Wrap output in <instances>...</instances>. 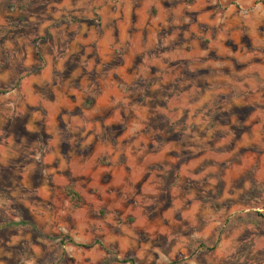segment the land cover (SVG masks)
Masks as SVG:
<instances>
[{
	"label": "rangeland",
	"instance_id": "obj_1",
	"mask_svg": "<svg viewBox=\"0 0 264 264\" xmlns=\"http://www.w3.org/2000/svg\"><path fill=\"white\" fill-rule=\"evenodd\" d=\"M124 260L264 264V0H0V264Z\"/></svg>",
	"mask_w": 264,
	"mask_h": 264
},
{
	"label": "trees",
	"instance_id": "obj_2",
	"mask_svg": "<svg viewBox=\"0 0 264 264\" xmlns=\"http://www.w3.org/2000/svg\"><path fill=\"white\" fill-rule=\"evenodd\" d=\"M64 242V241H62ZM123 262H132L133 264H135V262L133 260H124Z\"/></svg>",
	"mask_w": 264,
	"mask_h": 264
}]
</instances>
